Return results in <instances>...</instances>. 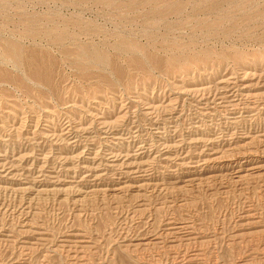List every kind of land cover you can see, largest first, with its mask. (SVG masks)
Wrapping results in <instances>:
<instances>
[{
    "label": "rangeland",
    "instance_id": "obj_1",
    "mask_svg": "<svg viewBox=\"0 0 264 264\" xmlns=\"http://www.w3.org/2000/svg\"><path fill=\"white\" fill-rule=\"evenodd\" d=\"M0 264H264V0H0Z\"/></svg>",
    "mask_w": 264,
    "mask_h": 264
},
{
    "label": "bare ground",
    "instance_id": "obj_2",
    "mask_svg": "<svg viewBox=\"0 0 264 264\" xmlns=\"http://www.w3.org/2000/svg\"><path fill=\"white\" fill-rule=\"evenodd\" d=\"M170 6V5H169ZM178 4L177 3H175V5H171L170 7H167V8H169L170 10H173V11H177V8H178ZM179 9H180V7H179ZM172 12V11H171ZM34 38V37H33ZM50 38V37H49ZM62 37L61 36H59V37H53V39L52 38H50L51 40L50 41H54L55 43H59V41L58 40H62L61 39ZM4 54H7L9 57H12V58H15L16 60H19V58H17V57H19L20 55H21V52H20V50H18L17 48H15V47H13V46H11V45H6V46H4V48H3V51H2ZM20 61V60H19ZM35 73H37L38 75L40 74V73H38V72H35ZM43 74H41L40 75V77H42L44 80H47L46 78H47V74H48V72L47 71H45V72H42Z\"/></svg>",
    "mask_w": 264,
    "mask_h": 264
}]
</instances>
